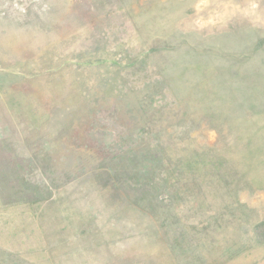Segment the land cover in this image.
I'll return each mask as SVG.
<instances>
[{
    "label": "rangeland",
    "instance_id": "1",
    "mask_svg": "<svg viewBox=\"0 0 264 264\" xmlns=\"http://www.w3.org/2000/svg\"><path fill=\"white\" fill-rule=\"evenodd\" d=\"M0 264H264V0H0Z\"/></svg>",
    "mask_w": 264,
    "mask_h": 264
}]
</instances>
